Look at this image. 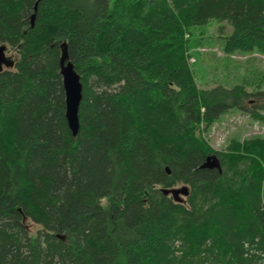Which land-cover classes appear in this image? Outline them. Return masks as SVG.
<instances>
[{"label":"trees","instance_id":"1","mask_svg":"<svg viewBox=\"0 0 264 264\" xmlns=\"http://www.w3.org/2000/svg\"><path fill=\"white\" fill-rule=\"evenodd\" d=\"M211 19L231 27L224 55H264V0H0L15 55L0 71V264H264V135L225 151L205 138L231 109L264 127L262 78L255 93L198 87L188 60ZM181 185V202L161 191Z\"/></svg>","mask_w":264,"mask_h":264},{"label":"rangeland","instance_id":"2","mask_svg":"<svg viewBox=\"0 0 264 264\" xmlns=\"http://www.w3.org/2000/svg\"><path fill=\"white\" fill-rule=\"evenodd\" d=\"M221 24H223V27L218 30ZM230 30L231 27L226 22H218L214 19H211L205 26L197 27L195 32L204 31L207 37L204 40L203 47L194 49L198 54H194L188 60L194 70L198 87L211 88L222 85L229 88L235 84L250 81L251 84H246V89L254 92L253 84L256 80L262 78L260 89L264 92L262 74L264 55L257 53L248 56L238 53L232 56L224 55L221 50V42L223 41L221 36L229 33ZM6 56H11L14 59L15 55L12 51L7 50ZM7 69L10 68L4 66L2 70ZM256 97L259 103L264 102V94H258ZM255 135H264L263 125L253 121L246 114L231 109L211 125L205 133V138L215 150L225 151L231 138L239 137L240 140H243ZM32 227L33 224L29 223L28 228L31 229Z\"/></svg>","mask_w":264,"mask_h":264},{"label":"water","instance_id":"3","mask_svg":"<svg viewBox=\"0 0 264 264\" xmlns=\"http://www.w3.org/2000/svg\"><path fill=\"white\" fill-rule=\"evenodd\" d=\"M61 47L62 50L59 58V73L62 78L63 91L65 95V118L68 128L71 130L72 134L75 135L79 125L78 107L81 99L82 86L79 75L74 70L73 64L67 58L65 43H62ZM5 49L6 47L4 45H0V71L4 66L11 67L13 65V60L6 57ZM202 167L217 168L219 172L221 171L219 160L216 155L207 157ZM166 170L169 172L168 168H166ZM161 191L164 194L172 196L176 201H182L183 196L185 197L188 195L189 189L186 185H181L180 187H163Z\"/></svg>","mask_w":264,"mask_h":264},{"label":"bare ground","instance_id":"4","mask_svg":"<svg viewBox=\"0 0 264 264\" xmlns=\"http://www.w3.org/2000/svg\"><path fill=\"white\" fill-rule=\"evenodd\" d=\"M33 21V16L31 17V22ZM81 93H82V91H81ZM64 97H65V95H64ZM209 157V156H208ZM207 159V158H206ZM163 193V192H162ZM165 195H167V194H165ZM186 197V196H185ZM176 201V200H175ZM176 202H181V201H176Z\"/></svg>","mask_w":264,"mask_h":264}]
</instances>
